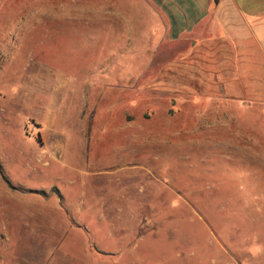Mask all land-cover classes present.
Returning <instances> with one entry per match:
<instances>
[{"label": "rangeland", "instance_id": "1", "mask_svg": "<svg viewBox=\"0 0 264 264\" xmlns=\"http://www.w3.org/2000/svg\"><path fill=\"white\" fill-rule=\"evenodd\" d=\"M164 20L0 0V264H264V61Z\"/></svg>", "mask_w": 264, "mask_h": 264}, {"label": "crops", "instance_id": "2", "mask_svg": "<svg viewBox=\"0 0 264 264\" xmlns=\"http://www.w3.org/2000/svg\"><path fill=\"white\" fill-rule=\"evenodd\" d=\"M150 8L166 21L170 37L179 41L192 37L212 14L227 38L242 51L236 80L240 97L260 94V60L264 61V0H147ZM250 65V66H249ZM259 99V97H256ZM255 99V100H256Z\"/></svg>", "mask_w": 264, "mask_h": 264}]
</instances>
